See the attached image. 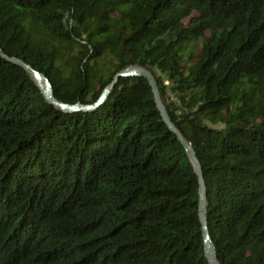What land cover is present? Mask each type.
I'll list each match as a JSON object with an SVG mask.
<instances>
[{"label":"trees","instance_id":"16d2710c","mask_svg":"<svg viewBox=\"0 0 264 264\" xmlns=\"http://www.w3.org/2000/svg\"><path fill=\"white\" fill-rule=\"evenodd\" d=\"M0 48L66 103L149 69L217 264H264V0H0ZM197 201L142 76L65 110L0 56V264H207Z\"/></svg>","mask_w":264,"mask_h":264},{"label":"water","instance_id":"95a60500","mask_svg":"<svg viewBox=\"0 0 264 264\" xmlns=\"http://www.w3.org/2000/svg\"><path fill=\"white\" fill-rule=\"evenodd\" d=\"M0 56L11 63L17 64L21 67H23L31 76L34 84L38 87L41 94L46 98V100L53 104L56 107L65 109V110H86L91 109L98 104H100L105 96L107 95L110 87L115 82L116 78L118 76H126V75H139L142 76L146 83L149 85L152 97L155 103V106L159 112V115L161 117V120L166 124L168 129H170L172 132L175 133L177 139L182 144L184 151L188 157V160L192 166L193 172L196 176L197 181V192H198V201H197V216L200 222V228H201V234H202V240H203V254L206 258L207 264H217L216 261V254L214 249V244L210 238L207 224H206V218H205V190H204V182L202 179L201 174V168L200 164L198 162V159L194 155V152L189 147L188 142L185 141V139L182 137V135L179 133V131L174 127L173 123L170 121L164 106L159 98L157 87L155 84L154 77L149 69L146 67L138 66V65H129L125 68H122L120 70L115 71L110 80L103 86L101 89L99 95L97 98L88 104H81L78 102L74 103H66L62 102L58 99H56L52 95V89L51 84L47 78V76L38 69H35L30 64L24 62L22 59L14 56V55H7L5 54L1 48H0Z\"/></svg>","mask_w":264,"mask_h":264},{"label":"rangeland","instance_id":"374dc122","mask_svg":"<svg viewBox=\"0 0 264 264\" xmlns=\"http://www.w3.org/2000/svg\"><path fill=\"white\" fill-rule=\"evenodd\" d=\"M155 73H158V71H155ZM164 82H166V80H164ZM166 97H167L168 99H173V96H172L169 92H167Z\"/></svg>","mask_w":264,"mask_h":264}]
</instances>
